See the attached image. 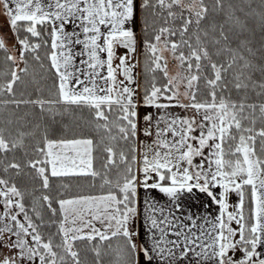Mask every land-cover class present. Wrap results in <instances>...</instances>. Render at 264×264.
<instances>
[{"label":"snow or ice","instance_id":"obj_1","mask_svg":"<svg viewBox=\"0 0 264 264\" xmlns=\"http://www.w3.org/2000/svg\"><path fill=\"white\" fill-rule=\"evenodd\" d=\"M0 17V264H264V0Z\"/></svg>","mask_w":264,"mask_h":264},{"label":"rangeland","instance_id":"obj_2","mask_svg":"<svg viewBox=\"0 0 264 264\" xmlns=\"http://www.w3.org/2000/svg\"><path fill=\"white\" fill-rule=\"evenodd\" d=\"M3 23V18L2 17H0V24H2ZM4 31H7V28L5 27L4 28ZM170 67H172V65L170 64Z\"/></svg>","mask_w":264,"mask_h":264},{"label":"trees","instance_id":"obj_3","mask_svg":"<svg viewBox=\"0 0 264 264\" xmlns=\"http://www.w3.org/2000/svg\"><path fill=\"white\" fill-rule=\"evenodd\" d=\"M78 131V130H77Z\"/></svg>","mask_w":264,"mask_h":264}]
</instances>
